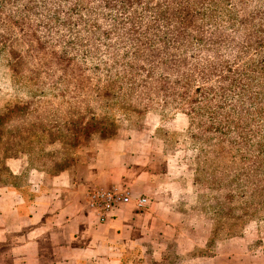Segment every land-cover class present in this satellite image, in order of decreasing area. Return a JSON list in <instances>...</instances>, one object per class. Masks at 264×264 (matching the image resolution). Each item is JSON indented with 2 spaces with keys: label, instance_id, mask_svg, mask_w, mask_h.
<instances>
[{
  "label": "rangeland",
  "instance_id": "1",
  "mask_svg": "<svg viewBox=\"0 0 264 264\" xmlns=\"http://www.w3.org/2000/svg\"><path fill=\"white\" fill-rule=\"evenodd\" d=\"M108 140L169 163L161 264H264V0H0V183Z\"/></svg>",
  "mask_w": 264,
  "mask_h": 264
},
{
  "label": "crops",
  "instance_id": "2",
  "mask_svg": "<svg viewBox=\"0 0 264 264\" xmlns=\"http://www.w3.org/2000/svg\"><path fill=\"white\" fill-rule=\"evenodd\" d=\"M130 141L90 149L73 173L22 180V163H7L0 183V264H161L183 233L169 163H137ZM127 189L133 200L106 220L88 208L95 189ZM146 198L138 209L135 200Z\"/></svg>",
  "mask_w": 264,
  "mask_h": 264
},
{
  "label": "built area",
  "instance_id": "3",
  "mask_svg": "<svg viewBox=\"0 0 264 264\" xmlns=\"http://www.w3.org/2000/svg\"><path fill=\"white\" fill-rule=\"evenodd\" d=\"M133 200L127 189L113 187L110 189H95L88 192V208L98 215L101 220H106L111 213L121 206L129 204ZM138 209L142 210L148 206L146 198L135 200Z\"/></svg>",
  "mask_w": 264,
  "mask_h": 264
},
{
  "label": "trees",
  "instance_id": "4",
  "mask_svg": "<svg viewBox=\"0 0 264 264\" xmlns=\"http://www.w3.org/2000/svg\"><path fill=\"white\" fill-rule=\"evenodd\" d=\"M77 2L78 1H85V3L86 2H91V1H94V0H76ZM102 2L103 3H106L107 2V0H102ZM200 35V38L201 39H199L201 42H203V43H206V41H205V39L203 38V37H201V34H199ZM30 112V111H29ZM31 112H32V110H31ZM31 133H32V131H31ZM33 135V134H32ZM33 137H36V135H33ZM21 139H23V138H21ZM56 141H52V143H55ZM51 143V144H52ZM19 145H21V143H19L18 141H15V142H12L11 143V147L15 150V155H12L11 157H7V161L8 160H10V159H12V160H15V159H17V158H19L18 156L19 155H24V150H21V149H19ZM7 147H9V146H7ZM8 149L9 148H7V151H8Z\"/></svg>",
  "mask_w": 264,
  "mask_h": 264
}]
</instances>
